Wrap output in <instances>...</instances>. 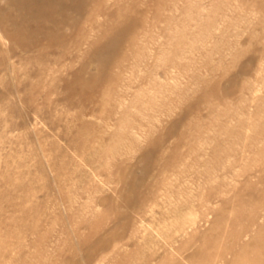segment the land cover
<instances>
[{"label":"rangeland","instance_id":"obj_1","mask_svg":"<svg viewBox=\"0 0 264 264\" xmlns=\"http://www.w3.org/2000/svg\"><path fill=\"white\" fill-rule=\"evenodd\" d=\"M58 3L0 0V264H264V0Z\"/></svg>","mask_w":264,"mask_h":264},{"label":"bare ground","instance_id":"obj_2","mask_svg":"<svg viewBox=\"0 0 264 264\" xmlns=\"http://www.w3.org/2000/svg\"><path fill=\"white\" fill-rule=\"evenodd\" d=\"M19 1L22 3V5H23V7L25 9H27L29 11H32L35 14V16L38 17V18L46 17V18H49V19L50 18L53 19L55 11H56V7L60 5L58 3V0H19ZM25 19H26V17H25ZM261 201H263V200H261ZM261 203H263V202H261ZM258 244H259V246H261L259 242H258ZM263 247L264 246H262V248ZM263 254L264 253L262 252V255ZM258 255H259V253L256 256L258 257ZM263 257L264 256H262V258ZM259 258H260V255H259ZM257 259L258 258L255 259L256 262H257ZM258 260H259L258 262H260V259H258Z\"/></svg>","mask_w":264,"mask_h":264}]
</instances>
